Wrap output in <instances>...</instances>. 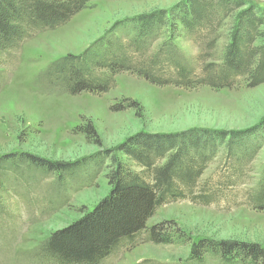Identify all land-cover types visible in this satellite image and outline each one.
<instances>
[{
  "label": "rangeland",
  "instance_id": "rangeland-1",
  "mask_svg": "<svg viewBox=\"0 0 264 264\" xmlns=\"http://www.w3.org/2000/svg\"><path fill=\"white\" fill-rule=\"evenodd\" d=\"M184 1L90 0L65 24L35 32L17 49L0 55L4 79L0 82V156L27 152L51 161L79 163L59 178L24 163L16 168L5 165L0 175V264H52L43 257L44 241L109 193L115 164L106 156L135 133L188 129L228 133L264 120V70L252 71L251 78L239 76L233 86L221 88L200 81L158 85L121 72L104 93L45 90L43 76L55 60L81 54L127 17L154 9L170 11ZM194 1L222 4L225 10L213 29L174 35L181 62L198 80L204 78L208 65L214 69L213 65L221 64L241 15L256 16L249 29L257 34L245 45L251 50L252 67L258 63L263 68L264 0H240L239 7L233 0ZM164 39H156L150 52L155 53ZM245 136L247 141L254 140L245 146L259 140V147L242 174L229 169L231 161L222 146L196 180L194 194L205 202L189 197L167 200L147 220V227L162 222L170 230L182 231L183 242L154 244L142 231L100 264H247L226 263L209 252L196 260L190 251L200 239L255 242L264 247V210L251 201L264 182V121ZM117 156L131 170L143 171L126 155L117 152ZM145 179L150 181L148 175Z\"/></svg>",
  "mask_w": 264,
  "mask_h": 264
},
{
  "label": "trees",
  "instance_id": "trees-1",
  "mask_svg": "<svg viewBox=\"0 0 264 264\" xmlns=\"http://www.w3.org/2000/svg\"><path fill=\"white\" fill-rule=\"evenodd\" d=\"M89 1L0 0V55L17 49L35 32L53 30L65 24ZM233 1L237 7L241 5L240 0ZM219 6L186 0L170 11L154 9L127 17L81 54H66L52 62L43 76L44 88L72 95L104 93L113 87L114 76L121 72L135 73L158 85L200 81L218 88L233 86L236 78L242 75L251 78L252 71L264 70V65L261 69L258 63L252 67L251 50L245 45L257 34L249 29L254 26L251 20L255 19L254 14L239 17L221 64L213 65L214 69L208 65L204 78L198 80L181 62L174 35L179 31L192 35L218 26L219 16L225 13L222 4ZM119 28H122L121 33L115 34ZM161 37L165 39L159 49L151 53V44ZM259 125L228 133L188 129L175 133L138 132L128 137L114 153L106 156L115 164L109 176V193L81 217L51 232L43 243V257L52 264H100L123 242L132 240L142 231H146L147 240L154 244L183 242L182 231L170 230L162 222L147 227V220L167 200L189 197L205 202V198L194 194L196 180L222 146L231 161L229 169L234 174L239 171L242 174L243 166L253 160L255 149L259 147V140H255L254 146H245L254 142L247 141L245 135ZM91 132L94 134L92 128ZM117 152L136 162L143 171L131 170L127 163L119 161ZM162 160L164 162L160 163ZM8 163L12 168L24 163L58 178L79 167V163L51 161L27 152H14L0 156V175ZM251 201L254 207L264 210V182ZM190 251L196 260L209 252L226 263L239 260L247 264H264V247L255 242L200 239L191 244Z\"/></svg>",
  "mask_w": 264,
  "mask_h": 264
}]
</instances>
